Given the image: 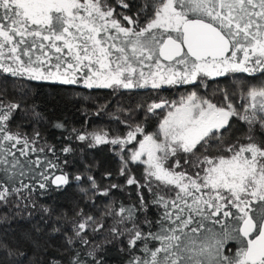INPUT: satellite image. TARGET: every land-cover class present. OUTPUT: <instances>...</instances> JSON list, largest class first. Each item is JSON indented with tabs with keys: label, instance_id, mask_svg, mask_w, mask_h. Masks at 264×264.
I'll use <instances>...</instances> for the list:
<instances>
[{
	"label": "snow or ice",
	"instance_id": "6c2138e0",
	"mask_svg": "<svg viewBox=\"0 0 264 264\" xmlns=\"http://www.w3.org/2000/svg\"><path fill=\"white\" fill-rule=\"evenodd\" d=\"M257 73L264 0H0V264H107L109 247L122 264H264V81L138 106L140 123L115 118L123 134L50 119L21 83L160 90ZM81 145L109 146L115 170L70 171ZM73 185L66 204L41 202ZM129 188L135 202L116 195Z\"/></svg>",
	"mask_w": 264,
	"mask_h": 264
},
{
	"label": "trees",
	"instance_id": "16d2710c",
	"mask_svg": "<svg viewBox=\"0 0 264 264\" xmlns=\"http://www.w3.org/2000/svg\"><path fill=\"white\" fill-rule=\"evenodd\" d=\"M130 14V13H129ZM223 84L219 83V88H228L233 92V85L247 83L250 85H259L264 81V75L255 74V78L242 74H235L231 79L223 80ZM27 83L30 88V93L25 98L28 105H37V110L44 112L50 119L66 118L73 126L79 127L80 122H85L92 127H103L106 130H113L118 134H123L127 131L123 124H118L115 118L121 120L126 119L129 115L132 116L131 122L140 123L143 121V113L138 106H146L161 99L168 101H176L179 96L177 86L173 87L172 92H166L163 89H137V90H118L112 89H86L81 85H61L55 82H21ZM199 90V88H196ZM206 89V88H204ZM238 90V89H237ZM202 96H211L213 92H197ZM218 94V92H217ZM10 99L21 100L20 95L10 96ZM239 99L234 101L239 104ZM159 111V110H158ZM100 112V115L94 113ZM160 117L150 116L147 119V129L152 131L159 123ZM30 130V129H29ZM41 131L48 138L50 143H57L61 137V130L52 128H41ZM66 135V133H65ZM83 152H78L73 159L74 167L70 171L76 172L82 170L85 165L94 166V174L100 178V174L104 171L115 170L117 166L116 157L109 146L104 145L97 148H86L81 145ZM137 175L141 169H134ZM122 182V180L118 181ZM107 183V181H104ZM128 193H132L129 188L127 193H117L120 199L127 201L131 199L135 202V195L129 197ZM75 194V186L69 188L64 194H54L52 198L42 197V203L51 204L57 201L61 204H66L68 198ZM28 227L27 224L23 225ZM107 264H122L124 255L119 253L116 248L109 247L105 257Z\"/></svg>",
	"mask_w": 264,
	"mask_h": 264
},
{
	"label": "flooded vegetation",
	"instance_id": "af4514ba",
	"mask_svg": "<svg viewBox=\"0 0 264 264\" xmlns=\"http://www.w3.org/2000/svg\"><path fill=\"white\" fill-rule=\"evenodd\" d=\"M246 75H248V74H242V76H246ZM233 76H234L233 74H229L227 77H218V78H215L214 80L213 79H208L207 81H205L207 83V85H208V87L206 89H204V87H199V90H197L196 88H192L191 86H188V85H184V86L177 85V90L178 91H177L176 95H178L179 98H180L181 96H184V95H186L187 93H189L191 91L216 92L219 89V83L223 84V82H224V81L220 82V79L228 80V79H231ZM173 87H175V86H165L162 89L165 90L166 92H172L173 91ZM235 91H238V90L237 89L236 90L233 89V92H235ZM238 102L240 104L243 101L239 99Z\"/></svg>",
	"mask_w": 264,
	"mask_h": 264
},
{
	"label": "rangeland",
	"instance_id": "374dc122",
	"mask_svg": "<svg viewBox=\"0 0 264 264\" xmlns=\"http://www.w3.org/2000/svg\"><path fill=\"white\" fill-rule=\"evenodd\" d=\"M157 127H158V125H157V126L155 127V129H153L152 131H155Z\"/></svg>",
	"mask_w": 264,
	"mask_h": 264
}]
</instances>
